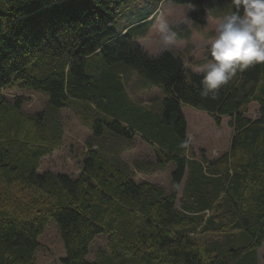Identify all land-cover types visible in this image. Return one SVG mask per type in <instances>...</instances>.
I'll return each instance as SVG.
<instances>
[{
    "label": "trees",
    "instance_id": "obj_1",
    "mask_svg": "<svg viewBox=\"0 0 264 264\" xmlns=\"http://www.w3.org/2000/svg\"><path fill=\"white\" fill-rule=\"evenodd\" d=\"M121 1L0 0V264H36L51 220L64 245L61 264H258L264 64L238 70L216 98L202 97V75L182 55L151 56L130 29L115 27ZM166 1L193 6L190 20L207 22L205 0ZM117 64L162 92L158 109L128 98ZM9 88L44 94L48 120L23 112V97L11 103L4 94ZM74 103H91L85 110L95 136L107 128L128 141L147 140L160 157L158 168L174 167L172 192L138 180L137 171L101 147L87 150L77 177L39 172L40 159L61 138V130L52 134L49 117ZM252 103L258 104L254 119L247 115ZM186 105L208 112L218 125L231 118L228 151L198 159L181 146L188 139ZM102 237L108 252L92 260V244Z\"/></svg>",
    "mask_w": 264,
    "mask_h": 264
},
{
    "label": "rangeland",
    "instance_id": "obj_2",
    "mask_svg": "<svg viewBox=\"0 0 264 264\" xmlns=\"http://www.w3.org/2000/svg\"><path fill=\"white\" fill-rule=\"evenodd\" d=\"M204 6L207 10V22L199 25L189 19L188 16L193 6L188 4L155 0H123L114 8L115 27L118 30L130 29V34L137 39L138 44L149 55L157 56L166 51V48L155 24L158 19L167 20L177 32L174 46L167 50H174L182 55L186 67L200 74V70L209 60L207 42L214 38L215 25L223 15L233 11L231 1L226 0H205ZM157 7L158 10L155 12L157 14L153 20L147 19L149 13H153ZM113 68L120 75L124 87L123 92L135 104L150 107L156 106L160 101L162 92L156 87L150 88V83L132 68L124 64H117ZM90 71L92 70L89 69ZM236 77L235 74L229 83H234L237 80ZM4 94L11 103L23 97V112L41 114L44 122L48 120L47 116L52 112L48 108V98L42 93L9 88L4 91ZM80 104L74 103L69 107L59 109L55 112L56 115L49 117L51 121L48 122L52 134L59 133L61 130V138L56 140L58 146L53 147L50 154L40 159L39 172L61 173L77 177L82 170L81 162L87 150L90 147L93 149L101 147L108 154L111 151L116 153L115 155L122 162L130 166L134 174L137 171L138 180L158 183L171 191L173 167L167 164L162 169L158 168L156 161L160 160V157L147 140L137 135L128 141L112 134L107 128L102 136H95L89 120L91 116L88 112L90 111L85 110V108L91 109L92 105L91 103ZM156 107L158 109L160 105ZM182 110L188 123V138H190L188 146L198 159L203 156L208 159L216 158L228 151L234 133L230 126V117H223L221 125H218L206 111L189 105L183 106ZM257 114L258 104H250L248 117L254 119ZM13 151H18V149H13ZM39 241L36 264H61L60 259L64 257L65 251L56 222L49 221ZM99 251L108 252L106 240L103 237L94 241L89 258L94 260ZM257 255L258 264H264V244L257 249Z\"/></svg>",
    "mask_w": 264,
    "mask_h": 264
},
{
    "label": "clouds",
    "instance_id": "obj_3",
    "mask_svg": "<svg viewBox=\"0 0 264 264\" xmlns=\"http://www.w3.org/2000/svg\"><path fill=\"white\" fill-rule=\"evenodd\" d=\"M234 11L223 15L215 25L214 38L208 40L210 59L200 70L202 97L216 98L222 85L236 72L264 64V0H231ZM166 50L174 46L177 32L167 20L155 24ZM190 138L182 141L187 147Z\"/></svg>",
    "mask_w": 264,
    "mask_h": 264
},
{
    "label": "crops",
    "instance_id": "obj_4",
    "mask_svg": "<svg viewBox=\"0 0 264 264\" xmlns=\"http://www.w3.org/2000/svg\"><path fill=\"white\" fill-rule=\"evenodd\" d=\"M164 1H166V0H164ZM169 2V1H168ZM158 8V7H157ZM157 10V9H156ZM155 10V11H156ZM155 11L153 12V13H149V15H148V17H147V19H150L151 17H152V15L155 13ZM189 17V16H188ZM153 18H151V20H152ZM190 19V18H189ZM150 88L152 87V88H155V87H153V86H151V84H150V86H149ZM164 96H162V97H160L161 99L163 98ZM188 124V123H187ZM205 155H207V153L205 154ZM218 157V156H217ZM216 157V158H217ZM215 158H213V159H209V160H214ZM159 162V161H158ZM172 167H173V165H172ZM173 169H174V167H173ZM183 187V186H182ZM182 187H181V189H180V192H179V196H180V194L182 193ZM167 190V189H166ZM171 190H172V187H171ZM168 191V190H167ZM169 193H171L172 191H168ZM179 208V207H178Z\"/></svg>",
    "mask_w": 264,
    "mask_h": 264
}]
</instances>
